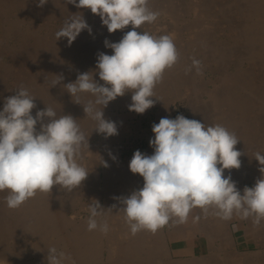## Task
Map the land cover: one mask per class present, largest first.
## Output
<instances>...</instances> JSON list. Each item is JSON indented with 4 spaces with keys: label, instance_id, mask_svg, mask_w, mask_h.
<instances>
[{
    "label": "bare ground",
    "instance_id": "6f19581e",
    "mask_svg": "<svg viewBox=\"0 0 264 264\" xmlns=\"http://www.w3.org/2000/svg\"><path fill=\"white\" fill-rule=\"evenodd\" d=\"M173 1L177 3L176 0ZM173 1L149 0L148 4L157 2L156 5L161 8L160 12L166 13V15L163 14L166 17L167 14L173 15V13L179 15L178 13L181 11L176 12L178 10H174L175 4L172 5ZM189 1L186 9H183L184 13H187L185 14L187 18H196H192L194 22L190 20L191 25L188 26L189 22L183 27L188 32L193 29L197 31L199 25L201 26L199 29L205 26V18L208 17L209 21L211 19L210 15L214 16L216 14H214L215 10H211L212 14L209 11L211 9L210 3L214 4L215 2L213 0ZM245 1L247 3L243 0H221L223 7L220 4L221 14L226 16L227 14H231V16L236 14L237 18L240 17V23L231 25V22L228 27L227 35L229 39L240 41L247 47L244 52L236 55L234 70L230 69L233 72L229 73L225 70L227 68L224 66H229L225 59V62L222 61L224 54H226V57L228 55L225 48L219 42H210L211 38L209 36L200 37L192 34L193 36L191 35L192 37L186 43L183 39L180 40L178 36L177 39L173 37V39H176H174V43L179 54L178 61L173 67L165 70L162 81L154 88L155 97L151 98L155 101L154 106L158 108V119L163 115V117L171 118L173 110L170 103L168 104L169 98L174 101L185 96L186 105L184 107L188 119H195L210 125L220 124L237 135L240 141L235 147L242 153L240 157L241 167L225 170L224 175H231L241 194H243L245 188L244 182L248 185H254L256 180L261 177L260 165L254 157L258 152L264 154V0ZM38 2L39 0H0V37L4 40L0 43V58L7 60L6 63L4 61L5 64L0 60V83L3 80H13L12 86L1 88L0 97L2 98L0 99L4 103L7 97L15 95L16 91L23 86L35 97L36 108L32 110L33 116H35L36 111L43 110L46 106L53 108L57 116L71 115L77 120L81 131L85 134L88 132L85 137H88V143H90L92 137H89V128L93 125L92 120L90 118L85 119V117L84 119H78L77 115L79 113L84 114L82 105H86L90 100L94 101L95 97L89 93H80V104H77L75 103L76 97L72 98L64 88L65 84L76 80H72L69 76L76 72L77 67L73 65L74 58L72 59V57L75 52H78L76 47L80 45L77 43L79 38L82 37V33L69 46L67 38L56 40L55 33L57 30L55 26L50 29L47 25L51 31L48 35L45 34V37L40 35L39 37L37 35L39 26L36 25L38 23L36 20L44 23V21H56L61 17H65L66 19L63 18V21H65L67 17L69 18L73 14H81L82 9L67 4L66 0H48L42 7L38 6ZM185 2L183 3L185 4ZM178 3L177 6L181 8L184 6L182 2V5H178ZM243 3L247 6H243ZM218 6L216 5L217 8ZM219 8L218 12L216 11L218 14ZM91 14V18H100L98 15ZM219 16H216V18H219ZM172 17L176 16L173 15ZM199 19H203L204 22L201 21L200 23ZM212 20H215V18ZM234 20L236 19L234 18ZM202 22L204 23L203 26L201 25ZM208 25L206 24L207 28ZM204 29L206 30V28ZM101 31L105 32L104 30ZM163 31L159 32L163 33ZM200 31L202 32V30ZM154 32L157 33L158 31L155 29ZM168 32H170V29ZM166 34L168 35V33ZM197 34L199 33L197 32ZM87 37L89 38V35ZM9 39L18 41L17 44H20L18 45L20 46L19 49L8 46ZM104 39L107 38L104 36ZM97 45H94L95 48H97ZM88 46L89 44H87ZM79 47L82 49L83 46ZM103 49L107 52L105 48ZM104 50L101 49L100 51L104 52ZM96 52L98 51L96 50ZM188 52H191L197 60L204 62L202 75H198L196 71L192 74H185L182 71L185 63L183 56ZM90 53L94 52L91 51ZM93 59L91 58V61ZM86 60L88 59L81 63L83 64L81 66L84 67H82L80 73L92 72L94 74L93 78L98 83L103 84L104 82L100 80L95 66L85 64ZM25 61L28 62V65H25ZM95 61L97 62V60ZM243 62L247 64L246 69L242 68ZM76 63L78 64L77 61ZM89 66L90 68H88ZM205 69H212L211 72L216 73V76L205 80ZM57 76H63V80L53 86ZM181 90L183 93H181ZM130 93V96L125 95L126 98L132 96V92ZM119 98L116 99L119 100ZM116 99L109 102L108 106L115 107ZM108 106L106 108H110ZM102 107V105L97 106V108ZM106 108H103V114H105L104 109ZM37 130H39V125H37ZM109 147L105 143L99 142L92 148L90 145L86 151L82 147L85 154L87 152V157L90 154L89 158L92 157L97 166L95 170L91 169L93 171L90 174L88 173L83 183L73 191L54 185L51 192L38 191L34 197L29 198L15 209H10L7 206L5 197L8 195V190L0 191V264H20L24 256L32 258L31 264H48V249L51 247H56L58 251L70 255L71 261H65V264H73V262L74 264H264V221L259 227H256L252 223V218L245 220L252 223L253 240L256 246L261 247L257 252L239 251L234 235L236 232L232 229L231 220L224 221L212 215L211 212L205 217L199 207L194 208L190 214L199 217L196 235H201L206 240L207 253L204 256L197 257L194 255L188 259L169 260L171 249L168 236L174 240L175 237L173 238L172 233L175 235L177 229L183 230L185 237L190 239L192 243L193 238L196 236H186L182 223L176 222L175 217L154 234L143 230L132 235L129 225L125 222L124 213L120 210L122 207L120 200L131 195L133 191L142 188L144 181L139 174H133L130 171L128 160L119 158L114 150ZM153 152L154 149L150 147L146 154L151 155ZM81 157L78 163L85 168L88 165L87 171L89 172V166H93V163L89 161L90 159H86V156ZM91 163L92 165H89ZM89 177H93V182H88L91 179ZM83 190H85L84 193ZM82 196L88 198L89 202L94 199L99 201L104 209V214L97 217V220L101 223L107 222L109 226L107 234L98 229L89 231L87 228L89 216L79 223L74 218L73 213L78 209L89 212L86 204L78 203L80 200L78 198ZM113 205L115 207H112ZM239 223L242 225L243 221H239ZM245 229L246 227L242 229V237L245 236ZM192 243L186 247H192Z\"/></svg>",
    "mask_w": 264,
    "mask_h": 264
},
{
    "label": "clouds",
    "instance_id": "9594fccd",
    "mask_svg": "<svg viewBox=\"0 0 264 264\" xmlns=\"http://www.w3.org/2000/svg\"><path fill=\"white\" fill-rule=\"evenodd\" d=\"M48 0H39L42 7ZM149 0H66L78 9H90L101 19L109 33L131 25L119 42L105 40L111 55L98 54L96 70L103 84L92 72L80 73L75 82L64 85L75 103L79 94L95 97L83 106L86 115L98 122L95 131L105 138L118 134L115 122L106 120L103 108L117 97L131 91L129 111L143 114L154 106V88L162 81L166 69L178 61V51L170 35L155 36L137 31L146 22L154 23L160 13L148 7ZM91 28L82 14H73L55 33L56 40L67 38L70 46L78 35ZM195 68L202 75V62L192 58L186 74ZM63 80L57 76L56 86ZM35 97L21 86L15 95L7 97L0 111V191L10 209L18 208L39 192H51L54 185L73 191L86 179L88 171L78 163L88 137L71 115L57 118L51 107L36 111ZM102 105V108H97ZM47 120V122H45ZM39 125V130H37ZM154 137L149 145L153 154L137 150L129 163L133 174L143 178V187L120 200L125 222L132 235L147 230L153 234L176 218L186 222L190 212L199 207L205 217L212 215L229 221L233 215L240 219L252 218L254 226L264 221V154L256 153L261 177L252 187L245 186L243 194L225 170L241 167L240 141L237 135L220 124H205L183 115L164 117L152 125ZM105 166H107L105 164ZM112 207H115L113 205ZM111 209V208H109ZM89 231H109L106 221L98 222L104 214L98 200L89 206ZM195 219H199L196 217ZM48 264H65L70 255L48 249ZM74 264V262H73Z\"/></svg>",
    "mask_w": 264,
    "mask_h": 264
},
{
    "label": "rangeland",
    "instance_id": "374dc122",
    "mask_svg": "<svg viewBox=\"0 0 264 264\" xmlns=\"http://www.w3.org/2000/svg\"><path fill=\"white\" fill-rule=\"evenodd\" d=\"M171 1H173V0H171ZM177 1V3L180 1V3H178V5L180 4V5H182V3L183 2H185V4L183 3V5L184 6H182V8L180 7V6H177V3L175 2V1H173L172 2V5H173V3L175 4L174 5V10L176 11V9L178 10V11H176V12H182V10L183 9H186V6H187V2H190L189 0H176ZM207 1H209V0H207ZM245 3H247L245 0H243ZM182 2V3H181ZM213 2H215L214 4L211 2L210 4H211V9H209V11H210V13H211V10H215V12H214V14L216 13V14H218L217 12H218V8L220 7V4H221V6H222V2H221V0H213ZM157 3V2H156ZM156 3L155 2H153V3H150V5L148 4V7L150 8V9H154L153 11H157V10H159V11H157V12H159L161 15H159V17H158V20H156L155 22H157V23H151V24H149V23H145V24H143L141 27H140V29H137V31H143V32H148V33H150V34H154L155 36H159V34L160 35H162L163 33L164 34H166V33H168V35H170V34H172V35H170L172 38L173 37H177L178 36V38L181 40V39H183L185 42L184 43H186L187 41H189L190 40V38L195 34V35H199L200 37H204V36H209V38H211L210 39V42H219V44L222 46V47H224L225 48V50H226V53H228V55H227V57H226V54H224V58H222V61L223 62H227L228 63V65L229 66H227V65H225L224 67L225 68H227V69H225V70H227L229 73H231V72H233L232 70H234V62H235V59H236V55H238V54H240V53H242V52H244L246 49L245 48H247L246 46H245V44L244 43H242V42H240V41H233V40H230L229 39V37H228V27L230 26V24H231V22H232V24L231 25H235L236 23H240L241 21L239 20L240 19V17H236L235 15L236 14H232V16H231V14H227V16L225 15V14H221V10H222V8L220 7L219 8V14H220V16H219V14L218 15H214V16H212V15H210V17H211V19H209V21H208V17L207 18H205L204 19V21H205V23L208 25H211V27H209V25H208V28H212V29H214V30H212V29H208L207 28V26H206V24H204L203 22V19L202 20H198L200 23H201V21H203L202 22V26H203V24L206 26H204V27H202L201 29H199L201 26L199 25V27L197 28L198 30L197 31H194V29L192 30V31H185V26L188 24V26L189 25H191L192 23H191V21L192 22H194V19L196 18V17H188L187 18V15H185V14H187V13H184V10H183V13H182V16H181V12L180 13H178L179 15H177V13H173V15L174 16H176V17H172L173 15L172 14H167L168 16L166 17V16H164L163 14H165L166 15V13H162V12H160L161 11V8H160V6L158 7L157 5H156ZM158 4V3H157ZM205 4H207L206 2H205ZM209 4V3H208ZM155 5V6H154ZM215 5V7H213ZM216 5L218 6V8L216 7ZM243 6H247V4H242ZM150 6H153V7H150ZM157 7V8H156ZM176 7V8H175ZM223 7V6H222ZM242 7V6H241ZM216 8H217V10H216ZM82 12H81V14L83 15V18L84 17H86L87 16V18H85V20H86V22L88 23V25L90 26V28H92V32L90 33V34H87V33H89V31L87 30H83L81 33H82V37H83V39H82V37L81 38H79V40H78V43L77 44H80V45H77V47H76V51H78L80 54H77L78 52H75V54H73V57H72V59H73V65L75 66V67H77L76 68V72H75V74H72V75H70L69 76V78H72V80L74 79H77V76H78V74H80V71H81V69H83L82 67H84V66H81V65H83V64H81L82 62L84 63V61H85V59H88V60H86V63L85 64H90V65H94L95 66V68H96V64L95 63H97L95 60H97V56H98V52L99 53H101V49L102 50H104L103 48H105L106 49V51L107 52H105V50H104V52L103 53H105V54H108V55H111V54H113L112 53V50L110 49V48H108V47H106L105 45H104V43H105V40H109V42H119L121 39H122V37H123V33H125V32H127V31H130L131 30V25H129V26H126V28L125 29H123V30H117L116 32H114V33H109L108 32V30H107V27L106 26H104V25H102V22H101V19L100 18H91L92 17V12L89 10V9H82L81 10ZM174 11V12H175ZM217 11V12H216ZM84 13V14H83ZM213 13V12H212ZM211 13V14H212ZM225 17H224V16ZM178 16V17H177ZM185 16V17H184ZM216 16L218 17L219 16V18H216ZM221 16H223V17H221ZM229 16V17H228ZM235 16V17H234ZM231 17V18H230ZM64 19H66L65 17H63ZM62 17H61V19H59V20H51V21H48V22H46V21H44V23L43 22H41V21H38V20H36L38 23H36V21H35V23H36V25L37 26H39V28H38V31H37V35L39 36H43V37H45L46 35L45 34H47L48 35V33H49V31H51L50 29L52 28L53 29V27L55 26L56 27V30L57 31H59L60 29H61V27H63L64 26V22L65 21H63L64 19H63ZM90 20H89V19ZM170 18V19H169ZM173 18V19H172ZM192 18H194V19H192ZM213 18H215V20H212ZM234 18L236 19V20H234ZM67 19H68V17H67ZM176 19V20H175ZM178 19V20H177ZM185 19V20H184ZM60 20H62V21H60ZM92 20V21H91ZM94 20V21H93ZM98 20V21H97ZM175 22H174V21ZM191 20V21H190ZM53 21V22H52ZM212 21V22H211ZM45 22H46V24H45ZM55 22V23H54ZM99 22V23H98ZM101 22V23H100ZM173 22V23H172ZM177 22V23H176ZM185 23V25H184V23ZM235 22V23H234ZM39 23H40V25H41V27H40V25H39ZM164 23V24H163ZM52 24V25H51ZM55 24V25H54ZM171 24V25H170ZM173 24H175V25H173ZM222 24V25H221ZM46 25V26H45ZM50 27V29H49V27ZM57 25V26H56ZM58 25H60V26H58ZM154 25V26H153ZM180 25V26H179ZM101 26V27H100ZM153 26V27H152ZM172 26V27H171ZM184 26V27H183ZM215 26V27H214ZM220 26V27H219ZM223 26V27H222ZM45 27V28H44ZM47 27V28H46ZM164 27H166L165 29H164ZM168 27V28H167ZM175 27V28H174ZM43 28H44V30H43ZM97 28V29H96ZM103 28H105V29H103ZM150 28H151V32H150ZM152 28H154V29H152ZM163 28V29H162ZM204 28H206V30L204 29ZM45 29H47L48 30V32H47V30H45ZM155 29H156V31H158L157 33L156 32H154L155 31ZM159 29V30H158ZM167 29V30H166ZM169 29H170V32H168L169 31ZM207 29H208V31H207ZM101 30H104L105 32H106V34H107V36H106V34H105V32H103V31H101ZM125 30V31H124ZM127 30V31H126ZM162 30H164L163 31V33L162 32H159V31H162ZM179 30H181L180 31V33H178L179 32ZM195 30H196V28H195ZM200 30H202V32L200 31ZM204 30V31H203ZM121 31H124V32H121ZM173 31H175V32H173ZM200 31V32H199ZM211 31V32H210ZM46 32V33H45ZM85 32V33H84ZM103 32V33H102ZM166 32V33H165ZM191 32V33H190ZM197 32L199 33V34H197ZM221 32V33H220ZM38 33H40V34H38ZM81 33H80V35H81ZM93 33V34H92ZM97 33V34H96ZM156 33V34H155ZM159 33V34H158ZM178 34V35H176V34ZM219 33V34H218ZM44 34V35H43ZM116 34V35H115ZM190 34V35H189ZM193 34V35H192ZM84 35V36H83ZM89 35V38L87 37V36ZM99 35H102V36H100L99 37ZM192 35V36H191ZM39 36V37H40ZM104 36L107 38V39H104ZM115 36V37H114ZM181 36V37H180ZM188 36H190V37H188ZM85 37V38H84ZM188 37V38H187ZM199 37V38H200ZM95 38V39H94ZM174 38V39H175ZM92 39V40H91ZM173 39V40H174ZM177 39V38H176ZM175 39V40H176ZM187 39V40H186ZM86 40H87V43H86ZM112 40V41H111ZM7 41V40H6ZM79 41H80V43H79ZM82 41V42H81ZM84 41V42H83ZM88 41H89V43H88ZM90 41H91V43H90ZM93 41V42H92ZM104 41V42H103ZM206 41L208 42V43H210L207 39H206ZM2 42H4V40H2V38L0 37V43H2ZM176 42V41H175ZM8 43V42H7ZM18 43V41H15V40H11V39H9V43H8V46H10V47H16V48H18L19 49V47L20 46H18V45H20V44H17ZM98 45H97V44ZM101 43V47L99 46V44ZM242 43V44H241ZM82 44V45H81ZM87 44H89V46H90V48H92V49H90L89 48V46L87 47ZM91 44V45H90ZM241 44V45H240ZM96 46L97 45V48H95V46L94 47H91V46ZM79 46H83V47H85L84 48V50L85 51H87V52H85L84 50H82L83 49V47H82V49L79 47ZM98 46H99V48H98ZM89 48V49H88ZM95 48V49H94ZM109 49V50H108ZM81 52H80V51ZM95 50V51H94ZM96 50L98 51V52H96ZM94 52V53H90V52ZM191 51H192V49H191ZM83 52V53H82ZM111 53V54H109V53ZM85 53H86V56H85ZM191 52H188V53H186V54H184V56H183V61L185 62H183L184 64H183V67H182V71L186 74V69L192 64V58H194V56L192 55V53L190 54ZM81 54H83V55H81ZM94 54H96V55H94ZM232 54H235V55H232ZM77 55V56H76ZM81 55V56H80ZM92 55V56H91ZM190 55V56H189ZM91 56V58L93 59L92 61H91V58H89ZM180 57V56H179ZM76 58V59H75ZM96 58V59H95ZM181 58V57H180ZM79 61H78V60ZM182 59V58H181ZM224 59H225V61H224ZM0 60H1V62H3V64H5L6 63V59L5 58H0ZM4 61H5V63H4ZM76 61L78 62V64L76 63ZM90 63H89V62ZM94 62V63H93ZM202 62V61H201ZM25 63V65H28V62H24ZM76 64V65H75ZM84 64V65H85ZM204 64V62H202V65ZM244 62H243V66H242V68L243 69H246V67H247V64H245V66H244ZM78 65V66H77ZM88 68H90V66L88 67ZM24 69H25V67H24ZM79 69V70H78ZM230 69H232V70H230ZM208 69H205L204 70V77H205V80L207 79L208 80V78L210 77V78H212V76H216V73H213V72H211V70L209 69L208 71H207ZM196 70H195V68H193V70L191 71V72H189V74H192V73H194ZM73 76V77H72ZM11 80V81H10ZM7 81V82H6ZM3 80L1 83H0V93H1V88L2 89H4V88H6V87H9V86H12L11 84L13 83L12 81V79H9V80ZM131 91H129V93L128 92H126V94L125 95H127V96H130L129 94H131L130 93ZM181 93H183V91L181 90ZM120 96V98H119V100H117L116 102H115V104H114V106L115 107H113V106H108V107H110V108H106V109H104V112H105V114H104V118L106 119V120H109L110 119V121L112 120L113 122H115V124H116V126H117V130H118V134H116V135H113V136H110V137H107V138H105V136H103V134H98L96 131H95V129H96V127H97V124H98V122L97 121H95L94 119H92L90 116H88V115H86L85 114V112H84V114L82 113V115H81V113H79L78 115H77V118L78 119H84V117H85V119L87 118V119H89L90 118V120H92V123H93V125H91L90 126V128H89V137H92L91 138V140L89 141L90 143H88V145L90 146L91 145V148L96 144V143H105L106 144V146H110L109 148L110 149H112V150H114V152H115V154L117 155V156H119V158H121L122 160H128L129 162H130V160L132 159V157H133V154H134V152L135 151H137V150H139V151H141L142 153H144V154H146V152H147V150L151 147L150 145H149V140L151 139V138H153L154 137V133L152 132V125L154 124V123H159V120L161 119V118H164L163 116H161L159 119L157 118V113H158V108L156 107V106H153V107H151V108H149L148 110H146L145 111V113H143V114H137V113H135L134 111H129V108H128V105L129 104H131L132 103V100H131V97H128V98H126V96ZM1 96V95H0ZM0 98H2V97H0ZM183 98V99H182ZM182 98H178V99H175L174 101H171L170 100V98L168 99V104L170 103V107L172 108V110H173V114H172V116H171V118L172 119H174V118H176L177 117V115H183V116H185L186 118H188V115H187V113L185 112V105H186V102H185V96H183ZM118 103V104H117ZM2 104V105H1ZM0 106H4V103H3V101H2V99H0ZM156 109V110H155ZM3 110V107H1L0 108V111H2ZM106 110V111H105ZM152 110V111H151ZM185 112V113H184ZM85 115V116H84ZM106 115V116H105ZM79 116V117H78ZM83 116V117H82ZM88 116V117H87ZM59 116H57V118H58ZM45 122H47L46 120H45ZM87 131V130H86ZM84 133V132H83ZM85 134V133H84ZM88 134V132H86V134H85V136ZM94 135V136H93ZM103 137H104V139H103ZM104 140V141H103ZM92 141V142H91ZM109 142V143H108ZM86 146V147H85ZM85 146H83V149L86 151V149H88V147H87V145H85ZM84 150H82L81 149V153H80V156H79V158H78V160L80 161L81 160V156H86L85 158L86 159H90L89 161L90 162H92L93 163V166H89L90 167V170H89V174H90V172H92L93 170H91V169H96V166H97V164H96V162H94L92 159V157L91 158H89L91 155L89 154V157H87L88 156V154H87V152H86V154H85V151ZM81 157V158H80ZM87 161V160H86ZM88 161V162H89ZM87 162V163H88ZM92 163L91 164H89V165H92ZM86 166V165H85ZM87 168H88V165L86 166ZM86 168V169H87ZM92 175V174H91ZM93 176V175H92ZM89 178H91V179H89ZM88 179L90 180V181H88V182H93V177H89ZM83 183V182H82ZM244 184H245V186H247L248 185V183H246V182H244ZM247 184V185H246ZM253 185H251V184H249L248 185V187H252ZM84 191L85 190H83V193H84ZM83 197V196H82ZM78 198V203H82L83 205L84 204H86V206L88 207L89 205L88 204H90L91 202H89L90 200L87 198H85V197H83V198ZM86 200H87V202H86ZM83 202H85V203H83ZM76 214V215H75ZM90 213L89 212H87L86 210H80V209H78V210H76L74 213H73V216H74V218L77 220V222L79 223V222H82V221H84L86 218H88L87 216H90L89 215ZM197 216L196 215H193V214H189V216H188V218H187V220H186V222H184V223H182V226H183V228L185 229V232H186V236H188V237H192L193 235H196V233L198 232V220L197 219H195ZM239 221H243V224L241 225L240 223H239ZM251 221H246L245 219H240V217L239 216H237V215H233V218L231 219V225H232V229H233V231L234 232H236L234 235H235V237H236V243H237V248H238V250L239 251H242V252H257L259 249H261V247H259V246H256V244H255V241L253 240V236H252V232H251ZM244 227H246V229H245V236L244 237H242V229L244 228ZM172 235H173V238L175 237V239L174 240H172L169 236H168V242H169V247H170V249H176V248H179V247H182V245H185V244H187L186 246H189L191 243H192V241L190 240V239H187L186 237H185V234H184V231L183 230H181V229H177L176 231H175V235H174V233H172ZM197 236V237H196ZM194 238H193V243H192V246L194 247V251H193V249H192V247H186V250H183V251H181V252H177V253H179L180 255H186V257H183V258H181V257H176V256H173L172 255V253H174V252H172L171 251V258L169 259V260H176V259H188V258H191V257H193L194 255L195 256H197V257H201V256H204V255H206V253H207V244H206V240H205V238L203 237V236H201V235H196ZM204 238V239H203ZM177 240H184L185 242H181V241H177ZM174 241H176V242H174ZM171 242H173V243H171ZM194 252V253H193ZM179 254H177V255H179ZM104 256H105V254H104ZM27 259H30V260H27ZM24 262V263H23ZM31 262H32V258L31 257H27L26 258V256H24V258L22 259V262L20 263V264H31Z\"/></svg>",
    "mask_w": 264,
    "mask_h": 264
},
{
    "label": "crops",
    "instance_id": "0c3cea01",
    "mask_svg": "<svg viewBox=\"0 0 264 264\" xmlns=\"http://www.w3.org/2000/svg\"><path fill=\"white\" fill-rule=\"evenodd\" d=\"M178 242L179 241H181V242H185L184 240H177ZM174 242H176V241H174ZM171 243H173V242H171ZM186 243V242H185ZM186 245L187 244H185V245H182V247H179V248H176V249H171V251L172 252H174V253H172V255L173 256H176V257H181V258H183V257H186V255H180L179 253H177V252H181V251H183V250H186ZM192 249H193V251H194V247L192 246ZM177 254H179V255H177Z\"/></svg>",
    "mask_w": 264,
    "mask_h": 264
}]
</instances>
